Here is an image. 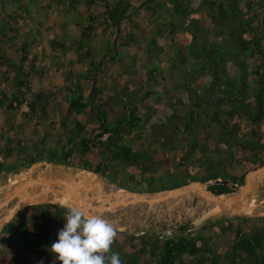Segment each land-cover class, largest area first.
Masks as SVG:
<instances>
[{"label":"trees","instance_id":"trees-1","mask_svg":"<svg viewBox=\"0 0 264 264\" xmlns=\"http://www.w3.org/2000/svg\"><path fill=\"white\" fill-rule=\"evenodd\" d=\"M45 1L0 0V175L40 161L92 170L108 148L103 177L156 193L192 181L242 186L247 172L264 165V0H48L63 17L44 28L51 13L42 21L33 13ZM71 23L76 41L65 33ZM105 34L111 39L97 40ZM53 70L62 71L54 87L60 99L41 89ZM178 149L177 166L162 171L168 161L158 152ZM234 152L239 177L211 157ZM67 212L54 205L19 212L0 234V258L14 241L10 264H59L48 249ZM173 229L179 233L163 240L117 232L109 255L123 264H264V219H225L188 237L190 222Z\"/></svg>","mask_w":264,"mask_h":264},{"label":"water","instance_id":"water-1","mask_svg":"<svg viewBox=\"0 0 264 264\" xmlns=\"http://www.w3.org/2000/svg\"><path fill=\"white\" fill-rule=\"evenodd\" d=\"M95 84L96 73L92 90ZM92 137L93 133L88 139L90 145H93ZM108 154L106 148L103 159L92 170L40 161L1 175L0 233L19 212L27 208L54 205L69 211V207L62 204L65 198H68L69 206L81 207L91 215H100L118 233L135 237L146 232L138 234L134 232V227H147L153 218L156 226L159 219L168 222L174 218L175 228L189 221L193 229L186 232L187 237L223 218L264 219V165L247 172L242 186L221 180L192 181L170 190L137 193L119 187L99 173ZM214 185L225 186L231 192L216 195L211 190ZM136 212L143 217L136 216ZM171 234L173 232L167 233ZM164 237L160 236V239Z\"/></svg>","mask_w":264,"mask_h":264},{"label":"rangeland","instance_id":"rangeland-1","mask_svg":"<svg viewBox=\"0 0 264 264\" xmlns=\"http://www.w3.org/2000/svg\"><path fill=\"white\" fill-rule=\"evenodd\" d=\"M49 1L46 0L45 2H43L42 4H40L38 6V9L36 12L33 13L34 17H36L35 19L38 21V18L39 16L41 15V19L40 21H42L45 17V19L47 18V13L49 14V12L51 13L50 16L48 17L49 19L46 21V24L43 26L44 28L46 27H51L52 25H54V22H57L59 21L60 19V16L63 17V15H60L58 16V12L61 11V8L58 7L56 4H52L50 9H49ZM7 6V5H6ZM96 11H99V9H96ZM34 19V20H35ZM64 19V18H63ZM34 20H31L29 21V24H27V26L29 27V29H31V25H34ZM3 22L0 21V25H2ZM22 27V26H21ZM21 28H17L14 33L15 34H21ZM57 31H59V29H57ZM58 33H61L60 31ZM65 33L66 34H69V35H72L74 36V39L76 41V39L78 38V34H79V31L77 29V27L75 26V24H69L68 28L65 30ZM47 34V33H45ZM50 34V33H49ZM99 38H105V39H111L110 35L108 34H105V35H102V36H98L97 40H99ZM74 41V43H76ZM101 42H104V41H99L98 43V47L100 48L102 46V44H100ZM10 49L11 47L7 48V52H10ZM48 50V49H47ZM129 52H132V51H129ZM105 57V56H103ZM102 57V59H103ZM107 57H105L106 59ZM167 65H169V62L167 63ZM54 72L50 74V76L47 77V79L45 78L46 76H44L42 82H43V86H41L42 88L41 89H44L45 93L47 94V99H50L52 97H55V98H58L60 99L61 96H60V91L56 90V88H54L57 84H59L58 82L61 81L62 78V75H60V73L62 71L59 70V73L55 74V70H53ZM48 78H51V80H48ZM32 85H34L32 83ZM101 85V84H100ZM173 97L176 98V99H181L183 101H186V98H185V95L183 93H177V92H173ZM88 117H79L80 120H82L83 122H86V119ZM16 121H20V117H17L16 118ZM18 127L16 126V129ZM20 129H24L26 130V133H28L31 129H32V125L31 126H27L25 123H22L20 125ZM207 131L209 132H212V131H215V129L213 127H210L207 129ZM30 136H34V135H30ZM19 137H22L21 134H19ZM18 137V138H19ZM184 140L186 141L187 138H184ZM35 141H37V139H35ZM38 142V141H37ZM26 145L28 146L29 143L28 141H26ZM211 147H213V144H211ZM87 157H90V156H87ZM198 157V156H197ZM211 157L215 160H220L223 162V164L226 166L227 170L229 173H231L233 176H236V177H239L240 175L243 174V168L239 165V163L237 162L240 158V155L239 153H236L234 152L232 155H228V154H225V155H221L219 156L218 154L216 153H211ZM156 158L158 160H167L168 161V165L166 167H164L162 169V171H169V172H172V170L177 166L178 162L180 161V158H181V150L178 149L177 151H173V152H167V153H163V152H158V155L156 156ZM176 176H179V177H184V175H181V174H177ZM179 177L177 179H179ZM158 181V180H157ZM160 182L158 181V184ZM129 187L131 188H136L137 185L132 182V181H129L128 180V183ZM157 185V184H156ZM205 206L203 207H200L199 208V211L202 210ZM136 216L140 215V217H143V215L141 214H138V212L135 213ZM226 218H223L222 220H225ZM238 219V218H237ZM222 220H220L222 222ZM219 221V222H220ZM40 221H31L29 224H28V229L32 230L34 228V226L36 224H38ZM175 222V219L172 218V219H169L168 222L167 221H164V219H159L158 220V225L156 226L155 223H156V220L153 218L152 219V222L148 223L147 224V227H142L141 229H139L138 227H134V232L136 231V233H141V232H146L145 234L147 235H160V236H163L169 232H174V229L175 226L173 225ZM189 221H186L185 223H187ZM218 223V222H217ZM255 222L254 221H247L245 223H243V226H251L252 224H254ZM148 228V229H147ZM150 228V230H149ZM200 232L203 231L204 234H209L210 232H212L211 229H207V226L204 227L203 229L199 230ZM141 236V235H140ZM230 235H227L223 238V243H227L229 242L230 240ZM4 239H8V240H12L13 239L8 236V235H4L3 236ZM225 244H222V245H225ZM15 248H16V245H15V242L13 241L11 243V246L8 250H6L4 253L5 255L3 257L0 258V264H10V263H14L16 261V252H15ZM32 261L34 264H38L39 261L35 258H32ZM148 263L146 264H153V263H149V261H147Z\"/></svg>","mask_w":264,"mask_h":264},{"label":"clouds","instance_id":"clouds-1","mask_svg":"<svg viewBox=\"0 0 264 264\" xmlns=\"http://www.w3.org/2000/svg\"><path fill=\"white\" fill-rule=\"evenodd\" d=\"M62 204L66 223L48 249L59 264H123L118 253L109 255L117 231L107 219L69 206L68 198Z\"/></svg>","mask_w":264,"mask_h":264},{"label":"flooded vegetation","instance_id":"flooded-vegetation-1","mask_svg":"<svg viewBox=\"0 0 264 264\" xmlns=\"http://www.w3.org/2000/svg\"><path fill=\"white\" fill-rule=\"evenodd\" d=\"M175 229H178V228H175ZM1 233H2V232H1ZM1 233H0V234H1ZM174 233H179V232L176 230ZM144 235H147V234H144ZM142 236H143V235H142Z\"/></svg>","mask_w":264,"mask_h":264},{"label":"crops","instance_id":"crops-1","mask_svg":"<svg viewBox=\"0 0 264 264\" xmlns=\"http://www.w3.org/2000/svg\"><path fill=\"white\" fill-rule=\"evenodd\" d=\"M253 220H255V219H253Z\"/></svg>","mask_w":264,"mask_h":264}]
</instances>
